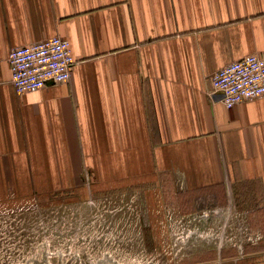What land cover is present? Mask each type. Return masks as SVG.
Returning a JSON list of instances; mask_svg holds the SVG:
<instances>
[{
  "label": "crops",
  "instance_id": "1",
  "mask_svg": "<svg viewBox=\"0 0 264 264\" xmlns=\"http://www.w3.org/2000/svg\"><path fill=\"white\" fill-rule=\"evenodd\" d=\"M55 34L71 78L17 93L10 49ZM250 53L264 0H0V196L244 186L264 223V97L227 107L212 85Z\"/></svg>",
  "mask_w": 264,
  "mask_h": 264
},
{
  "label": "rangeland",
  "instance_id": "2",
  "mask_svg": "<svg viewBox=\"0 0 264 264\" xmlns=\"http://www.w3.org/2000/svg\"><path fill=\"white\" fill-rule=\"evenodd\" d=\"M194 194L129 182L0 196V264H264L249 189Z\"/></svg>",
  "mask_w": 264,
  "mask_h": 264
},
{
  "label": "built area",
  "instance_id": "3",
  "mask_svg": "<svg viewBox=\"0 0 264 264\" xmlns=\"http://www.w3.org/2000/svg\"><path fill=\"white\" fill-rule=\"evenodd\" d=\"M8 60L17 93L40 89L49 82L68 81L76 62L69 39L59 34L12 47ZM212 85L227 107L264 97V55L250 53L225 64L213 74Z\"/></svg>",
  "mask_w": 264,
  "mask_h": 264
},
{
  "label": "trees",
  "instance_id": "4",
  "mask_svg": "<svg viewBox=\"0 0 264 264\" xmlns=\"http://www.w3.org/2000/svg\"><path fill=\"white\" fill-rule=\"evenodd\" d=\"M180 196H182V195H180ZM192 197H195V198H205L206 197V192H200V193H196V195H194V196H192ZM198 199V200H199Z\"/></svg>",
  "mask_w": 264,
  "mask_h": 264
}]
</instances>
